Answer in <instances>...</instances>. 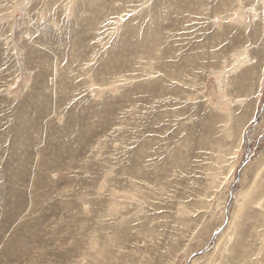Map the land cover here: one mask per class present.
Masks as SVG:
<instances>
[{
    "label": "rangeland",
    "instance_id": "rangeland-1",
    "mask_svg": "<svg viewBox=\"0 0 264 264\" xmlns=\"http://www.w3.org/2000/svg\"><path fill=\"white\" fill-rule=\"evenodd\" d=\"M261 263L264 0H0V264Z\"/></svg>",
    "mask_w": 264,
    "mask_h": 264
},
{
    "label": "bare ground",
    "instance_id": "bare-ground-1",
    "mask_svg": "<svg viewBox=\"0 0 264 264\" xmlns=\"http://www.w3.org/2000/svg\"><path fill=\"white\" fill-rule=\"evenodd\" d=\"M236 68V67H235ZM226 69V68H225ZM227 72V71H226ZM225 73V72H224ZM223 74V73H222ZM226 74V73H225ZM228 74V73H227ZM224 75V74H223ZM222 75V76H223ZM227 77V76H226ZM247 113V111L246 112H243V113H241V114H246ZM240 117H241V115H239ZM246 115H244V117H245ZM247 117V116H246ZM260 261H258V263H259ZM262 264V263H261Z\"/></svg>",
    "mask_w": 264,
    "mask_h": 264
}]
</instances>
